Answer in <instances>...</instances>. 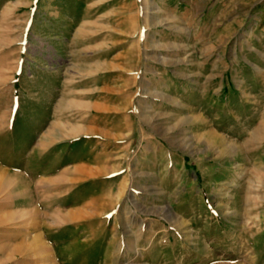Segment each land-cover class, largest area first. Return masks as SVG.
Masks as SVG:
<instances>
[{
    "label": "rangeland",
    "instance_id": "1",
    "mask_svg": "<svg viewBox=\"0 0 264 264\" xmlns=\"http://www.w3.org/2000/svg\"><path fill=\"white\" fill-rule=\"evenodd\" d=\"M0 264H264V0H0Z\"/></svg>",
    "mask_w": 264,
    "mask_h": 264
},
{
    "label": "bare ground",
    "instance_id": "2",
    "mask_svg": "<svg viewBox=\"0 0 264 264\" xmlns=\"http://www.w3.org/2000/svg\"><path fill=\"white\" fill-rule=\"evenodd\" d=\"M251 135V134H250Z\"/></svg>",
    "mask_w": 264,
    "mask_h": 264
}]
</instances>
